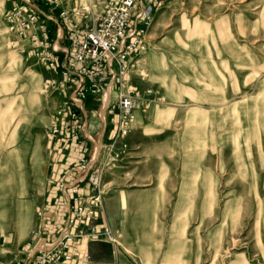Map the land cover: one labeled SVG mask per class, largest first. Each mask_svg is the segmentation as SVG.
Here are the masks:
<instances>
[{
  "label": "rangeland",
  "instance_id": "rangeland-1",
  "mask_svg": "<svg viewBox=\"0 0 264 264\" xmlns=\"http://www.w3.org/2000/svg\"><path fill=\"white\" fill-rule=\"evenodd\" d=\"M87 1L101 7L65 2ZM12 2L0 0V188L19 203L0 216V264L43 240L50 129L69 96L58 70L8 46ZM141 44L123 82L85 102L98 112L106 94L109 107L122 85L137 104L129 151L102 176L101 223L118 242L94 241L100 264H264V0H166ZM81 136L62 149L69 168L92 153Z\"/></svg>",
  "mask_w": 264,
  "mask_h": 264
},
{
  "label": "built area",
  "instance_id": "built-area-1",
  "mask_svg": "<svg viewBox=\"0 0 264 264\" xmlns=\"http://www.w3.org/2000/svg\"><path fill=\"white\" fill-rule=\"evenodd\" d=\"M65 1L13 0L4 17L8 46L23 48L28 57L58 70L62 91L69 94L65 103L68 108L62 114L65 118L50 129L53 139L66 145L82 135L92 147V153L75 161L61 181L49 180L68 198L65 226L54 242L36 241L38 249L29 253L32 245L20 264H89L91 254L81 247L84 239L96 241L104 235L113 242L107 224L102 233H94L104 204L102 176L109 163L129 151L136 98L132 90L125 92L120 86L117 100L107 107H118L112 136L104 115L103 126L92 129L84 103L89 98L98 99L102 89L106 93L109 87L113 90L117 80L123 82L130 58L139 51L154 12L166 0H99V8L87 1L77 9ZM64 40L66 45H60ZM152 100L147 90L140 103L148 107ZM87 227L91 233L85 230Z\"/></svg>",
  "mask_w": 264,
  "mask_h": 264
},
{
  "label": "crops",
  "instance_id": "crops-1",
  "mask_svg": "<svg viewBox=\"0 0 264 264\" xmlns=\"http://www.w3.org/2000/svg\"><path fill=\"white\" fill-rule=\"evenodd\" d=\"M54 30H55V27H54L53 31ZM64 41H61L60 45H63ZM119 94L117 95V97L119 96ZM112 95H114V92ZM105 102H106V96L102 95L101 101H99L98 103L90 102V105H98L99 106L98 112L94 111V109H89L86 107H85V109L86 110L88 109L87 115L92 116L94 114H97V116H98L97 118L100 120L98 126H96L94 128L95 130H98V128L101 125L103 126L102 120H101L102 113H103L105 120L108 123V127L111 129L109 134H111V136H112L114 133V130H115V124L117 122L118 107L115 105V106H113L112 109L107 110V107L104 108ZM84 105H85V103H84ZM110 113H112L111 117H109ZM52 143H53L55 151H56V155H55L56 157L52 163L53 172L50 176V180L52 179V180L58 182V181H61V179H63V175H64L65 171L69 168L67 165L68 160L63 161L61 159V155L63 153L62 149L65 147V145L62 144L61 142L57 141V140H53ZM49 184H50V181H49ZM51 186H52V188H51L52 192L50 194L51 198L49 200V206L45 209L46 212H45L44 218L40 224L41 228H40V233L38 234V237L40 239L43 238V240L45 242H48V243L54 242L55 239L58 238L61 230L65 226L64 225L65 220H66L67 214L69 212L68 207H67L68 198L59 192L57 185H51ZM102 220H104V209L102 212H99V214H98V219L95 222V224H97V225H96V229H95L94 233H99V234L102 233L103 227H104L103 225L105 224V223H101ZM85 230L86 231L88 230V232H90L89 227H87ZM77 243L79 244L80 242H77ZM93 243H94V241L84 239L82 244H81V247H85L87 249V252L89 254H91V260H90L89 264H100V261H99L100 257L98 255L97 251L95 250ZM31 249H30V251H31ZM21 254H22L21 256L18 255L15 258V260L12 262V264H20V262H24L26 260V258H27L26 255L28 254V251L21 252Z\"/></svg>",
  "mask_w": 264,
  "mask_h": 264
},
{
  "label": "bare ground",
  "instance_id": "bare-ground-1",
  "mask_svg": "<svg viewBox=\"0 0 264 264\" xmlns=\"http://www.w3.org/2000/svg\"><path fill=\"white\" fill-rule=\"evenodd\" d=\"M142 49H143V47H140V51ZM134 60H135V57L132 56L130 58L129 63H131ZM108 89H110V87ZM5 186H7V185H3L0 188V216H3L8 211L13 210V208L18 206V203H19L18 198L15 196L13 186L12 187L11 186L5 187ZM114 242L117 243L118 240H116L114 238ZM37 246H38V244L34 245L31 250L32 251L36 250Z\"/></svg>",
  "mask_w": 264,
  "mask_h": 264
}]
</instances>
